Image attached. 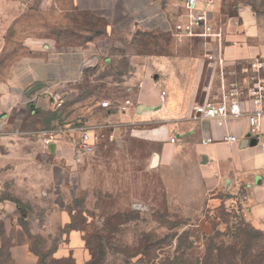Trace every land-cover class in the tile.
I'll use <instances>...</instances> for the list:
<instances>
[{
    "label": "rangeland",
    "instance_id": "rangeland-1",
    "mask_svg": "<svg viewBox=\"0 0 264 264\" xmlns=\"http://www.w3.org/2000/svg\"><path fill=\"white\" fill-rule=\"evenodd\" d=\"M95 20L84 21V0H0V264H264V232L245 217L249 192L216 188L195 138L124 120L111 121L117 138L82 162L69 159L65 143L55 152L44 144L45 130L89 119L84 104L108 100L122 113L117 105L131 95L127 56L176 47L173 24L160 40L127 22ZM212 20L233 40L264 46V0H215ZM101 33L100 52L109 37L122 40L116 62L88 60L85 77L53 92L62 105L52 98L37 113L25 61L84 56V42Z\"/></svg>",
    "mask_w": 264,
    "mask_h": 264
},
{
    "label": "crops",
    "instance_id": "crops-1",
    "mask_svg": "<svg viewBox=\"0 0 264 264\" xmlns=\"http://www.w3.org/2000/svg\"><path fill=\"white\" fill-rule=\"evenodd\" d=\"M172 2L180 3L181 12L173 13ZM183 4L184 0H84V21L97 22L96 18L106 19L110 24L123 21L127 22L129 30L142 29L145 34H156L158 38L160 35V40L170 23L173 24L172 36L176 46L174 52H169L165 45L161 49L150 48L127 56L129 70L124 77L128 80L123 84H128L131 95L126 98L131 99L132 104L122 113L84 104V118H89L86 119L89 124L124 120L136 124L155 122L161 125V129L175 131L179 137L195 138V151L204 159V173L216 188L225 184L231 193L247 190L245 217L264 232V118L260 135L256 136L248 134L250 125L245 116L228 120L225 126L204 116L207 103L221 98V87L226 78L249 66L251 59L264 56V46L255 49L248 37L233 40L226 31L220 38L199 35L176 39L174 25L181 19ZM117 13L121 14V20L115 19ZM102 36L103 33L84 42V46H89L84 47V56L50 54L25 61L21 71L24 86L28 89L37 82L45 83L29 98L30 106L34 105L37 113L51 109L53 92L58 87L86 76L88 60L100 63L106 58L107 63L116 62L121 52L114 46L123 44L122 40L109 37V50L103 53L96 48V42ZM151 44L157 46V41ZM244 63L246 65L242 66ZM205 77H208L207 81ZM163 91L166 93L162 97ZM125 99L120 101L123 103ZM227 133L236 135L238 140L225 141ZM252 137L257 140L252 142ZM209 138L211 141L203 143ZM56 150L57 147L53 152ZM66 153L74 161L73 155L67 150Z\"/></svg>",
    "mask_w": 264,
    "mask_h": 264
},
{
    "label": "built area",
    "instance_id": "built-area-1",
    "mask_svg": "<svg viewBox=\"0 0 264 264\" xmlns=\"http://www.w3.org/2000/svg\"><path fill=\"white\" fill-rule=\"evenodd\" d=\"M214 5L215 0H184L181 19L174 25L176 39L199 35L206 38L222 37L223 27H216L212 20ZM235 76L240 81H224L221 98L207 103L204 116L216 120L220 126H225L228 120L245 116L250 125L248 134L259 136L264 118V56L251 59L249 66L243 67ZM165 93L162 92V97ZM62 98L61 94H54L56 107L62 105ZM131 104V99L126 98L117 105V111L126 112ZM100 107L108 112L116 109L108 100L102 101ZM43 134V142L48 147L52 144L58 147L60 143H65L66 150L73 155L75 162H81L84 157L95 153L104 142H113L117 138L114 122L89 124L85 120L60 125L45 130ZM171 140L174 142L176 137ZM224 140L234 142L238 138L227 133ZM207 141H211V138L204 139L203 143Z\"/></svg>",
    "mask_w": 264,
    "mask_h": 264
},
{
    "label": "water",
    "instance_id": "water-1",
    "mask_svg": "<svg viewBox=\"0 0 264 264\" xmlns=\"http://www.w3.org/2000/svg\"><path fill=\"white\" fill-rule=\"evenodd\" d=\"M44 85H45L44 82H37L36 84H34L33 86H31V87L29 88V90L27 91V94H28V95H31L33 92H35V91L39 90L40 88L44 87ZM31 107L34 108L35 106L32 105ZM251 140H252V142H253L254 140H257V139H256V137H252ZM50 148H51V150L53 151V150L56 149V145H55V144H52V145L50 146ZM23 214H26V212L23 211Z\"/></svg>",
    "mask_w": 264,
    "mask_h": 264
},
{
    "label": "trees",
    "instance_id": "trees-1",
    "mask_svg": "<svg viewBox=\"0 0 264 264\" xmlns=\"http://www.w3.org/2000/svg\"><path fill=\"white\" fill-rule=\"evenodd\" d=\"M1 252V251H0ZM0 255H1V253H0Z\"/></svg>",
    "mask_w": 264,
    "mask_h": 264
}]
</instances>
